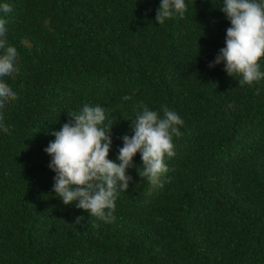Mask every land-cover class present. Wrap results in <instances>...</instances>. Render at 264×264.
I'll return each instance as SVG.
<instances>
[{
	"label": "trees",
	"instance_id": "16d2710c",
	"mask_svg": "<svg viewBox=\"0 0 264 264\" xmlns=\"http://www.w3.org/2000/svg\"><path fill=\"white\" fill-rule=\"evenodd\" d=\"M161 2L0 0L19 54L3 78L17 98L0 109V264H264V78L241 87L209 67L231 26L223 0H185L159 25ZM141 101L184 121L168 172L141 178L138 152L109 222L65 205L44 151L52 133L100 105L119 163Z\"/></svg>",
	"mask_w": 264,
	"mask_h": 264
},
{
	"label": "clouds",
	"instance_id": "9594fccd",
	"mask_svg": "<svg viewBox=\"0 0 264 264\" xmlns=\"http://www.w3.org/2000/svg\"><path fill=\"white\" fill-rule=\"evenodd\" d=\"M0 11L7 14L11 7L7 3L0 4ZM156 11V22L163 25L174 14L183 17L187 5L185 0H162ZM221 11L231 26L226 29L225 47L209 67L223 63L228 76L241 77L238 80L241 87L251 86L264 78L258 63L264 56V0H223ZM7 32L6 21L0 18V50H4L0 55V109L17 98L16 92L3 80L18 71L19 54L8 44ZM122 99L129 101L132 96L125 95ZM136 107L142 111L131 124L134 135L122 137L119 163L108 158L113 125L105 123L106 112L100 105L85 104L79 112H69L68 122L52 133L55 139L44 151L51 157L49 168L55 172L53 192L65 205L78 201V209L109 222L114 219L119 193L127 190L132 181L127 170L134 167L133 158L138 152L142 167L137 171L141 178L156 185L168 172L165 158L174 157L173 137L182 135L179 127L184 121L167 105L154 111L141 101ZM3 121L0 114V130L8 133L9 126Z\"/></svg>",
	"mask_w": 264,
	"mask_h": 264
}]
</instances>
